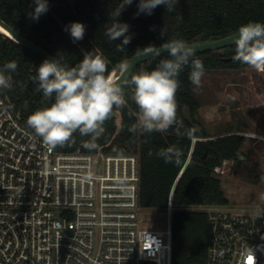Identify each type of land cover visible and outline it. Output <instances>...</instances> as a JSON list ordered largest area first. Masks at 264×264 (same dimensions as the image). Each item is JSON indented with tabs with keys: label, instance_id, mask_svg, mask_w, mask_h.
I'll return each instance as SVG.
<instances>
[{
	"label": "trees",
	"instance_id": "obj_1",
	"mask_svg": "<svg viewBox=\"0 0 264 264\" xmlns=\"http://www.w3.org/2000/svg\"><path fill=\"white\" fill-rule=\"evenodd\" d=\"M140 0H132L121 12L119 20L129 26L132 39L123 51H117L121 39L110 41L105 35L106 26L114 22L110 12L120 0H48L49 10L38 21L29 18L34 11V0H0V19L19 35L35 43L66 67L77 65L87 53L101 55L107 63L105 75L120 71L136 53L163 46L168 41L181 39L186 43L212 41L238 32L240 26L250 21L264 23V0H178L172 11L157 6L151 15L138 12ZM72 22L86 25L83 40L73 43L65 26ZM164 35L162 36L161 33ZM203 62L205 70L238 68L245 65L234 60L235 44L217 50L194 54ZM168 53L138 64L129 79L121 86L126 104L113 109L105 121V131L96 141L97 147L89 150L84 143L91 136L73 134L74 142L57 146V151L83 152L102 150L106 153H138L140 162L139 204L145 209H162L173 189L176 209L172 216V264H207L208 214L203 210H185L183 206H226L221 180L214 169L225 160L240 162L244 156L246 136L239 131L212 135L198 120L200 102L189 80L191 60L181 70L177 91V119L182 123L181 135L176 127L160 133L129 132L136 123L137 105L132 100V77L141 71L153 70ZM17 61L8 91L16 109L23 118L38 108L48 106L42 93L34 91L32 77L44 61L40 56L20 46L15 40L0 32V68ZM196 138L195 141L193 139ZM177 146L182 150L180 164L165 163L156 155L161 149ZM151 151L152 155H149ZM183 169L179 175L180 170ZM143 264H155L144 262Z\"/></svg>",
	"mask_w": 264,
	"mask_h": 264
},
{
	"label": "built area",
	"instance_id": "obj_2",
	"mask_svg": "<svg viewBox=\"0 0 264 264\" xmlns=\"http://www.w3.org/2000/svg\"><path fill=\"white\" fill-rule=\"evenodd\" d=\"M8 91L0 89V264H172L174 185L161 228L139 204L138 153L49 152ZM188 207L208 214L207 264H264V213Z\"/></svg>",
	"mask_w": 264,
	"mask_h": 264
},
{
	"label": "clouds",
	"instance_id": "obj_3",
	"mask_svg": "<svg viewBox=\"0 0 264 264\" xmlns=\"http://www.w3.org/2000/svg\"><path fill=\"white\" fill-rule=\"evenodd\" d=\"M34 2L35 8L29 13V18L38 21L49 10L48 0ZM177 3L178 0H140L136 15H151L161 5L172 11ZM131 4L132 0H120L117 8L110 12L114 22L105 28V35L110 41L121 39L122 42L116 46L117 51H123L132 39L128 34L129 26L119 20L125 6ZM64 30L76 43L83 40L86 25L72 22ZM238 33L234 41V60L264 72V23L250 21L240 26ZM161 35H164L163 30ZM163 50H167L170 58L161 59L153 70L142 71L132 77V100L138 112L136 123L129 127V132L163 133L175 126L176 134L181 135L182 123L177 119L178 77L183 67L189 64L194 49H190L185 41L174 39L164 44ZM17 67V61L13 60L0 68V89L11 88L12 76L6 73L15 72ZM106 70L105 58L92 53L85 54L74 67H66L57 59H45L36 69V75L31 78L34 91L42 93L44 101L51 103L32 112L27 125L42 139L49 152L57 146L74 142L73 134L76 132L81 136H91V140L84 143L85 148L92 150L97 147L96 141L105 131L103 125L112 116L114 107L126 104L122 86L106 76ZM204 73L203 62L191 60L188 78L197 88L201 87ZM182 154L177 146L156 153L165 163L177 165ZM149 155H152L151 151Z\"/></svg>",
	"mask_w": 264,
	"mask_h": 264
},
{
	"label": "rangeland",
	"instance_id": "obj_4",
	"mask_svg": "<svg viewBox=\"0 0 264 264\" xmlns=\"http://www.w3.org/2000/svg\"><path fill=\"white\" fill-rule=\"evenodd\" d=\"M217 51L222 53L223 48ZM144 70L142 66L141 71ZM193 90L200 102L198 120L212 135L227 128L246 134L242 160L228 164L225 173L218 175L229 200L228 205L220 208L248 214L264 213V73L246 64L238 68L205 70L201 87L194 86ZM144 214L164 227L161 209H145Z\"/></svg>",
	"mask_w": 264,
	"mask_h": 264
},
{
	"label": "water",
	"instance_id": "obj_5",
	"mask_svg": "<svg viewBox=\"0 0 264 264\" xmlns=\"http://www.w3.org/2000/svg\"><path fill=\"white\" fill-rule=\"evenodd\" d=\"M0 26L6 31V36L10 37L11 39L15 40L20 46L23 48L32 51L33 53L40 56L43 60L48 59H56L41 47L36 45L35 43L31 42L27 38L19 35L12 27H10L7 23L0 19ZM239 33L236 32L229 36L219 38L212 41H205V42H193V43H186V45L190 49H194V54H199L207 51H214L221 49L223 47L229 46L231 44H235L234 41L238 37ZM168 53L167 50H163V46L153 48L144 52H139L131 56L120 72L117 74L116 79L114 80L115 83L122 85L126 82L129 77L132 75L135 67L145 60H149L159 55H163ZM198 56L192 55L190 59H196ZM151 71V70H149ZM264 73V72H262ZM243 156H240L242 158Z\"/></svg>",
	"mask_w": 264,
	"mask_h": 264
},
{
	"label": "bare ground",
	"instance_id": "obj_6",
	"mask_svg": "<svg viewBox=\"0 0 264 264\" xmlns=\"http://www.w3.org/2000/svg\"><path fill=\"white\" fill-rule=\"evenodd\" d=\"M0 32L1 33H3V34H7L6 33V31L0 26ZM107 76H110L113 80H115L116 79V77H117V74H113L112 72L109 74V75H107Z\"/></svg>",
	"mask_w": 264,
	"mask_h": 264
}]
</instances>
